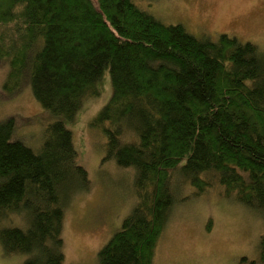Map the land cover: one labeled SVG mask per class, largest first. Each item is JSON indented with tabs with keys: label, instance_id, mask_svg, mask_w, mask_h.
Listing matches in <instances>:
<instances>
[{
	"label": "trees",
	"instance_id": "trees-1",
	"mask_svg": "<svg viewBox=\"0 0 264 264\" xmlns=\"http://www.w3.org/2000/svg\"><path fill=\"white\" fill-rule=\"evenodd\" d=\"M0 67V96L27 89L40 108L27 132L15 116L0 121L3 255L64 264L66 206L92 189L73 137L89 103L101 163L132 170L134 184L97 264H153L184 181L183 197L216 187L264 215V51L255 44L199 38L137 0H0ZM105 73L109 94L96 107ZM260 234L249 264H264Z\"/></svg>",
	"mask_w": 264,
	"mask_h": 264
},
{
	"label": "rangeland",
	"instance_id": "rangeland-1",
	"mask_svg": "<svg viewBox=\"0 0 264 264\" xmlns=\"http://www.w3.org/2000/svg\"><path fill=\"white\" fill-rule=\"evenodd\" d=\"M137 2L162 23L181 24L189 34L199 38L205 35L216 39L225 33L264 51V0ZM5 70L0 67V87ZM106 79L107 73L99 84L101 98L96 107L102 105L109 94L108 86L103 91ZM92 106L91 103L86 106L85 115L73 131L75 145L81 153L80 164L87 172L92 189L89 193L75 195L66 206L62 229L64 264H97V251L109 238L112 226L118 224L114 217L117 208L121 207L119 211L123 212L134 193L131 169L118 168L113 161L101 163L103 149L97 139L99 136L86 128L95 109ZM38 115L40 108L27 89H21L20 94L13 97L0 96V121L15 116L23 125L21 132L30 130L32 123L29 122ZM186 185L184 181L179 184L180 190L172 189L176 203L170 211L164 236L155 248L153 264H249L257 260L256 242L260 233H264V215L246 209L232 197L223 198L216 187L209 188L213 191L207 189L200 197L192 194L183 197L184 190L188 191ZM120 212L117 218L125 213ZM22 260L17 255L5 256L0 249V264H20Z\"/></svg>",
	"mask_w": 264,
	"mask_h": 264
}]
</instances>
